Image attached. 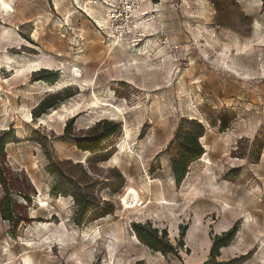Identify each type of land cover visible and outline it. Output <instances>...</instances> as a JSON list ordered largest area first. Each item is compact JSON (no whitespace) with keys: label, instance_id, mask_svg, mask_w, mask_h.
Wrapping results in <instances>:
<instances>
[{"label":"rangeland","instance_id":"374dc122","mask_svg":"<svg viewBox=\"0 0 264 264\" xmlns=\"http://www.w3.org/2000/svg\"><path fill=\"white\" fill-rule=\"evenodd\" d=\"M6 1L14 12H0L3 153L6 167L24 173L37 195L30 204L17 197L29 223L13 228L0 218V264H23L24 254L33 264H202L213 239L229 230L235 235L217 262L264 264V0H146L117 48L102 0ZM144 24L152 25L151 35ZM147 40L162 44L164 58L155 60ZM140 49L152 56L146 69L122 70ZM4 55L43 66L12 81L19 66L9 69ZM42 71L55 74V81L41 80ZM79 75L93 78V86L83 87ZM40 82L64 85L47 92L36 88ZM93 91L123 114L102 110V102L90 107ZM52 95L62 100L35 118ZM66 104L79 108L47 117ZM182 118L203 122L205 141L199 143L210 163L190 164L176 185L166 148ZM101 120L120 125L119 136L106 150L84 153L76 142L89 140ZM125 122L131 137L116 163ZM59 169L88 186L97 182V204L82 220L70 196L62 204L61 195L51 193ZM35 222L51 223L52 230L39 237L30 232ZM135 224L156 229L173 252L149 249ZM86 232L98 235L84 238Z\"/></svg>","mask_w":264,"mask_h":264},{"label":"trees","instance_id":"16d2710c","mask_svg":"<svg viewBox=\"0 0 264 264\" xmlns=\"http://www.w3.org/2000/svg\"><path fill=\"white\" fill-rule=\"evenodd\" d=\"M46 74L41 78L45 82L55 81L56 75L49 71H42ZM65 92H68L65 91ZM70 95L69 93H66ZM62 99L57 95H52L46 98L38 105L37 113L34 117H39V114L44 113L47 109L52 108L58 101ZM69 125L66 124V126ZM222 128H227L223 125ZM67 134H71L68 129ZM120 134V125L107 120L98 122L90 133V139L84 141H77L76 147L83 150L84 153L103 151L108 149L114 140ZM205 136V127L202 122L195 119L182 118L178 124L172 140L169 142L166 152L169 158L172 177L179 185L185 178L187 168L190 164L199 160L204 154L203 147L199 143L200 139ZM8 140V132H0V187L2 189V196L0 197V218L17 228L20 223H29L30 219L26 217L24 212V205L18 201L20 198L26 204L31 203V197L36 194L35 185H31L27 176L24 173H12L9 167H6L4 146ZM84 144V145H82ZM66 166L74 169H80L81 166L70 161L65 162ZM59 173V180L57 184L51 189L54 195H61L63 197L70 196L74 204L78 207L81 220L92 211L97 204L94 196L93 187L97 182L88 186L81 179L65 174L62 170H57ZM83 172V171H82ZM85 175V174H84ZM86 176V175H85ZM33 183V182H32ZM18 197V198H17ZM36 197V196H34ZM104 218V217H103ZM133 230L137 234L139 240L149 249L155 252H162L163 254L173 252V247L168 241H160L157 238L156 229H150V226H143L141 224L133 225ZM235 235V230L224 232L221 236L213 239L210 248V258L202 264H235V261L217 262L216 258L219 256V250L228 246Z\"/></svg>","mask_w":264,"mask_h":264},{"label":"bare ground","instance_id":"6f19581e","mask_svg":"<svg viewBox=\"0 0 264 264\" xmlns=\"http://www.w3.org/2000/svg\"><path fill=\"white\" fill-rule=\"evenodd\" d=\"M76 1V3L77 4H79L80 3V1L79 0H75ZM146 0H143V3L145 2ZM148 2H149V0H147ZM149 3H151V2H149ZM56 6H57V8H58V4H56ZM142 7H143V4H142ZM89 11H91L92 12V10L91 9H89ZM142 11V10H141ZM0 12L2 13V16H5V17H7V16H9L10 14H13V9H12V7H11V5L9 4V2H7L6 0H0ZM39 19V18H38ZM68 20V19H67ZM104 20H105V23L107 24V25H109L108 23H109V20L106 18H104ZM41 21V20H40ZM97 22V25L98 24H101V26H104L105 27V24L102 22H99V21H96ZM39 23V21H37V24ZM44 24V23H43ZM38 26V25H37ZM37 26H36V28H37ZM151 28H152V25L151 24H144L143 25V31H144V33H146V34H148V35H151L150 34V31H151ZM34 33H33V35H32V38H33V41L35 40L36 42L37 41H39L40 40V37H39V34H38V31L37 30H35V31H33ZM113 41H112V47H114V48H117V47H122V40L121 39H119V38H117L116 36H113ZM147 42V45H146V47L145 48H149V49H151V50H153L152 52H154V51H157V53L155 54V60H157V59H159L160 57H163L164 58V51H163V49H159L160 48V46H159V44H161L160 42H159V44H157L156 42L154 43V42H152V41H150V40H147L146 41ZM152 42V43H151ZM162 45V44H161ZM136 48V47H135ZM124 49V48H123ZM144 50V49H143ZM111 51V50H110ZM142 50L140 49L139 50V53H138V56L139 57H133L132 58V60L131 61H128V62H123V65L121 64V67H122V70H127V69H129L132 65H142V68L143 69H146V67L144 66L145 64H146V62L147 61H151V59L150 58H152V56L150 55V53H149V51H147V49H146V51L144 50V51H142ZM130 52V51H129ZM6 54V53H5ZM4 59H5V61H6V65L8 66V68L9 69H11V64L13 63V64H18V61L16 60L17 59V57H10V56H8V55H4ZM35 59V58H34ZM37 59V58H36ZM22 60H23V62H22V64H18V69H16L15 71H13L14 72V76L11 78V80L12 81H15L17 78H19V77H22V76H24L27 72L28 73H30V72H32V71H37L38 69H40L42 66H43V64H42V62L40 61V60H34V61H31V60H25L24 58H22ZM4 61V60H3ZM144 63V64H143ZM4 64H5V62H4ZM139 65V66H140ZM0 66H2V65H0ZM45 67V66H44ZM173 75V74H172ZM80 77V79H82V80H80V82H82V86L83 87H92L93 86V84H94V80H93V78H91V80H86V79H83V75H79ZM79 81V80H78ZM183 78H181V80H180V86H182L183 87ZM4 84H9V81L8 80H5V82H3ZM63 83L62 82H58V83H56L55 85L53 84V85H51V86H48L47 84H45V83H42V82H40V83H36V88L37 89H47V92H54V91H56V90H58V89H60L61 87H63ZM83 90H85L84 88H83ZM92 98H93V100H90L89 101V103H90V107H93V106H96L97 104H100V102H102L101 104H102V107L103 108H101L102 110H104V109H106L107 107H110L112 110H114V112L116 111V113H120V114H123V110H122V107L121 106H117V105H115V104H112L110 101H108L107 99H103V100H100V98L94 93V91H93V94H92ZM94 102V103H93ZM111 103V104H110ZM79 105L78 104H69V105H64V106H62L59 110H52V111H50V114H48V118L49 119H53V117L55 116V117H58V118H61V117H63V115H64V113H69V112H71V111H74L75 109H77V108H79L78 107ZM89 107V108H90ZM125 110H128V108H126V106H124L123 107ZM108 110V109H107ZM200 120V119H199ZM28 121H29V115H28ZM40 121L42 122V123H44V121H45V117H43L42 119H40ZM202 121L200 120V123H201ZM203 123V122H202ZM123 143L118 147V153L116 154V155H114L113 156V161H115L116 163L119 161H121L120 160V158H119V156H120V154L121 153H123L124 151H125V149H126V144H127V142H128V140H130V137H131V130L129 129V127L126 125V122H125V125H124V128H123ZM203 141H205V136H203L201 139H200V142H202L203 143ZM142 146V145H141ZM205 146V145H204ZM132 154V153H131ZM134 155V154H133ZM198 163V162H203V163H205V162H208V163H210V160H209V158H208V155H205V152H204V154L202 155V157L199 159V160H197V161H195L194 163ZM114 163V162H113ZM193 164V163H192ZM134 191V189L133 188H130V187H126L125 188V190H124V192H126V193H129V192H133ZM155 200L158 202L160 199H158V198H155ZM163 200V199H162ZM164 201V200H163ZM39 202L40 203H42V204H44V201H42V200H39ZM60 203H62V204H65V197H63V196H60ZM164 203V202H163ZM164 204H167V203H164ZM163 204V205H164ZM102 220L103 219H105V218H101ZM95 222V221H94ZM31 226V225H30ZM62 228H64V225L62 224ZM30 232H32L33 231V233H36L39 237H41L42 235H45L46 233H49L52 229H51V223H47V222H35V227L33 228V227H31L30 228ZM95 231V230H94ZM96 232V231H95ZM99 232V231H98ZM96 235H98V234H96ZM96 235L95 234H93V236L94 237H96ZM89 236H91V237H93L92 236V232L91 233H83V237L84 238H87V237H89ZM93 237V238H94ZM99 237V236H98ZM134 240V239H133ZM83 249V246H81L80 247V251L79 252H82V251H84V250H82ZM26 255H28V254H24L23 256H22V259H23V264H33L32 263V261H31V259L28 257V256H26ZM79 264V263H78Z\"/></svg>","mask_w":264,"mask_h":264},{"label":"built area","instance_id":"2783aa9c","mask_svg":"<svg viewBox=\"0 0 264 264\" xmlns=\"http://www.w3.org/2000/svg\"><path fill=\"white\" fill-rule=\"evenodd\" d=\"M107 18L116 29V37L121 39L129 34L133 23L141 11L143 0H102Z\"/></svg>","mask_w":264,"mask_h":264}]
</instances>
